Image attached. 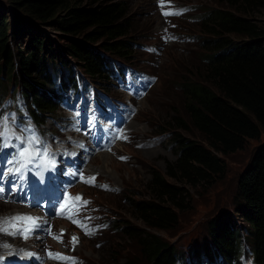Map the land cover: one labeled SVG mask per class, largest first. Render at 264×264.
I'll use <instances>...</instances> for the list:
<instances>
[{"label":"rangeland","instance_id":"1","mask_svg":"<svg viewBox=\"0 0 264 264\" xmlns=\"http://www.w3.org/2000/svg\"><path fill=\"white\" fill-rule=\"evenodd\" d=\"M106 1L122 2L126 5L129 18L133 22L131 38H128L133 43L131 44V57L120 59L115 54H106L100 45L93 46V48L111 58L110 60L115 66L128 70L130 72L128 76H119L117 79L106 81L102 79L93 80L87 77L80 71L83 65L66 54L65 42L59 38L58 32L49 25L41 26L38 25V22L36 24L39 26V30H43L50 36L55 51L60 53L62 59L68 62L64 68L60 69L63 79L68 84V78L72 75L71 71H74V75L79 80L78 90L81 91L78 96L72 97V91L68 89L67 96L71 98L69 106H58L56 112L50 116H42L43 120L45 119L42 126L43 133L48 132L54 137L53 141L57 137L52 146L51 143L47 145V149H51L49 157L54 162H58L57 156L70 162L75 160L79 164L78 177L82 181L85 177L89 178V174H95L101 185L108 183L114 189H103L94 182H91L86 188L84 181L83 184H80L82 183L81 180H79L78 185L73 184L78 182L75 176L78 166L75 163L63 164L60 170H64H61L57 178V168L52 167L44 161L43 157H40L38 161L27 166L33 183L30 189L23 190L20 188L22 185L20 179L5 174L4 161L8 160L6 159L8 155H5L4 151L0 152V188L4 189L0 193V218L6 214H11V210L14 209H16L15 211L18 210L17 214L28 212L27 208L20 206V204L26 206L31 201L38 203L47 219L41 220L40 228L31 234L30 239H34L35 244L32 243L30 249L36 262H39L42 257L46 259L45 263L40 261L41 264H64L63 260L49 259V252L75 259L78 264H146L136 242L123 235L120 229L113 227L111 221H116L118 226L126 225L141 230L146 229L145 225L133 216L129 201L130 199H151L152 192L148 184L152 178V170H158L166 175L168 164L177 159L178 149L172 143L170 135V130H173L174 125L168 124V119L172 112L177 111L182 116L184 115L181 83L197 72L196 67L204 57L202 41L205 40L206 36L201 31L200 15L213 9L227 10L231 8L230 0H172L176 4H168L166 0ZM0 4L2 9H6L7 20L14 24L16 16L19 14L13 10V6L7 0H0ZM238 9L248 12L249 15L247 16L264 29V0L257 1L255 5L250 2L242 4L238 6ZM164 12H179L181 14L165 16ZM19 16L24 18L22 14ZM7 33L12 48L25 49L29 41L28 36L24 38L22 47L19 41L12 45L13 33L9 28ZM16 91H19L17 86ZM10 94V91L4 94L5 98L0 105V118L8 117V123L12 130L19 134L18 128L14 126L16 120L24 136L22 126L30 128V125L33 127H37V125L31 121L29 125V120L24 119L21 126L18 119L22 117V113L14 104L12 100L14 97H11ZM119 94H123L125 97L124 102L117 101L119 106L123 108L125 103L126 107L130 108V114L136 110L137 116L134 121L131 115L130 120H127V114L124 112L125 110H122L126 127L124 131H114L115 138L108 140L114 142L116 147L113 151L110 150V152L112 151L109 153L111 159L104 169V163L100 158H96L95 161H88L89 158L94 157V153L84 148V146H89L82 139L78 140L77 131L84 134L91 149L94 146L89 142L90 135L84 132L82 128L63 131L75 124L76 120L71 121V117L79 118L85 129L91 130L98 138H101L99 123L104 120L107 127L104 134L108 136L110 134L108 129L114 125L115 121V114L109 106L111 103L116 104V98ZM126 97L130 98V105L127 104ZM135 100L138 102L139 108L132 103ZM105 109L112 116L111 122L103 118ZM13 115L15 119H13ZM120 119L121 116L118 114L116 122L119 123ZM101 125L104 127V123ZM128 126L130 128L127 129ZM161 130H165V132L158 133ZM178 133L192 140L200 141L201 139L198 133L193 130H190L189 133ZM126 134H130L129 140L126 143L120 142L118 137H124ZM67 138L71 139L68 144L73 147L81 148L83 146L82 150L85 153L78 152L72 157H64L56 146ZM77 141L79 142L76 143ZM102 143L104 144L106 141ZM262 145H264V132L260 138L248 140L241 151L228 156L219 154L226 163V173L212 187L191 189L187 185L166 176L167 181L172 185L190 190L191 205L188 210L180 214V223L175 230L167 233L160 232L159 236L173 245L180 253L186 254L202 247L206 242L210 245V224L215 218L223 217L231 225L246 226L245 221L237 213L238 182L257 149ZM23 146L25 145H21V147ZM113 152L115 154H112ZM146 152L151 153L147 154ZM121 157L126 158L122 160ZM37 163H41L45 167V181H42L39 176L40 167ZM102 168L103 170H101ZM92 177L94 176L92 175ZM55 179H57V187L47 189V185ZM63 184L71 186H64ZM80 187L82 188L79 189ZM71 189H79L81 194L92 200L90 207L79 204L80 207L76 211L72 209L73 219L79 220L88 228L94 227L98 230L92 235H85L80 227L65 218L68 209L65 210L64 214L60 212V205L64 202V197L71 198ZM73 198H75L74 195ZM48 206L52 208H47ZM69 206L71 207V204ZM53 213L55 215L52 216ZM58 215L63 221L55 223L52 219ZM59 225H65L68 229H75L79 235L75 246L70 240L71 232L74 230H68V235L65 236L63 232H60L63 228L58 227ZM52 237H60L59 246L55 247L51 242ZM20 239L21 236L17 235L14 242H20V245L25 247L28 243L23 240L19 241ZM244 246L250 248L248 244H244ZM21 251L25 252L24 250ZM13 259L21 262L24 258L21 253L17 252ZM3 261L6 262L5 257ZM245 262L246 264H253L252 255L249 252L245 255ZM25 264L32 263L25 261Z\"/></svg>","mask_w":264,"mask_h":264},{"label":"trees","instance_id":"2","mask_svg":"<svg viewBox=\"0 0 264 264\" xmlns=\"http://www.w3.org/2000/svg\"><path fill=\"white\" fill-rule=\"evenodd\" d=\"M257 1L230 0V9L200 15L201 31L206 36L202 41L203 63L199 62L197 72L181 83L184 115L176 111L168 119V124L174 125L170 135L178 149L177 159L168 164L166 175L152 170L148 184L151 199L129 201L133 216L145 230L111 221L136 242L146 264H196L203 256L211 264H240L244 244L250 247L255 263L264 264V145L257 149L238 182L237 213L246 226L215 218L210 224V245L206 242L186 254L159 236L160 232L175 230L180 214L191 205L190 190L172 185L166 176L191 189L212 187L226 173V163L219 154L241 151L248 140L258 139L264 132V29L247 16L248 12L238 9ZM7 2L24 18L16 16L13 24L0 6V102L4 94H15L19 87L30 113L41 125L45 121L42 116L57 110V92L60 85H67L60 69L68 62L38 25L57 31L65 42L66 54L82 64L80 71L93 80H109L113 65L111 58L93 46L100 45L104 53L120 59L131 57L133 43L128 38L133 22L122 2ZM8 28L13 33L12 45L19 41L23 47L24 38L29 37L25 49L11 47ZM68 80L72 84L73 75ZM190 130L198 133L200 141L178 133Z\"/></svg>","mask_w":264,"mask_h":264},{"label":"snow or ice","instance_id":"3","mask_svg":"<svg viewBox=\"0 0 264 264\" xmlns=\"http://www.w3.org/2000/svg\"><path fill=\"white\" fill-rule=\"evenodd\" d=\"M165 16L169 15H179L181 13L179 12H164ZM13 119H15L13 115ZM23 132L30 133L28 136H21L16 135V133L12 130V127L8 123V117H2L0 118V148H5L10 146V142L13 138H15L18 141V144L16 145L17 148L20 150L16 152L11 159H8L4 161V164L6 166V172L5 174H16L21 175L22 171L27 168L29 164L32 163V160L37 155H42L47 160L50 156V153L48 152L47 146H45L42 150L38 149L36 146L42 144L43 142L40 140V138L35 134L34 130L30 128H24L22 129ZM125 138L126 137H121ZM21 145H25L21 147ZM123 159V158H122ZM48 163L54 167V161H48ZM8 165H12L13 167H7ZM81 178H83L81 176ZM94 180V178H93ZM4 191L3 188H0V193ZM72 200L71 207L69 206V201ZM81 200L80 196H77L75 198H70L65 196L64 202L60 205V212L61 214H64L65 210L68 209V214L65 218L72 220L74 224H76L78 227H80L85 235H92L93 229L88 228L85 224L81 223L79 220L73 219V212L72 209H78L80 207L79 201ZM7 202V201H6ZM84 205L88 204L87 200L83 201ZM24 224L25 227L20 228L19 225ZM39 219L36 217L28 216V215H16L12 216L10 218H5L3 220H0V233H4L10 236H21L24 239H28L31 234L39 228ZM63 235V233H61ZM57 240H60V237H55ZM62 242V241H61ZM72 243L75 246L77 243V238H72ZM2 247L4 248H10L11 246L9 244H3ZM13 254V253H9ZM25 255L30 256V253H25ZM49 258L53 259H60L64 261V264H78V262L75 259L62 257L59 254H53L51 252L48 253Z\"/></svg>","mask_w":264,"mask_h":264},{"label":"bare ground","instance_id":"4","mask_svg":"<svg viewBox=\"0 0 264 264\" xmlns=\"http://www.w3.org/2000/svg\"><path fill=\"white\" fill-rule=\"evenodd\" d=\"M127 109H128V111H124V112H126V114H127V118L126 119L127 120H130L129 119L130 118V108H127ZM130 126H128L127 129L130 128ZM125 127H126V125H125ZM77 133H78V140L79 139H82L84 141V143L89 146V147L84 146V148L89 149V150H91L94 153V157L89 158L88 161H95L96 158H100L102 160V162L104 163V167L103 168L105 169L106 166H108L109 161L111 159L110 156H109L110 155L109 153H111L115 149V147H116L115 144H114V142H111V141H108L107 140L106 143H104V144L102 142L99 143V144H93L94 147L90 149L91 146L88 144V141L85 140L84 134L82 132H80V131H77ZM70 140H71L70 138H67L65 141L61 142L60 144H58L56 146L57 147V150L59 152H61V154H63L64 157H66V156L72 157L74 154H78V152L79 153H85L82 150V147L83 146L81 148L80 147L77 148L76 146L73 147L71 144H68V142ZM78 142L79 141H77L76 143H78ZM111 149H112V151L110 152ZM146 153L147 154H150L151 152H146ZM103 168L101 170H103ZM83 181L84 182H87V181H89V178H86L85 177V179L83 178ZM9 202H11V201H9ZM20 206H23V207L27 208L28 212L25 211V212H22L20 214H17V211L18 210L15 211L16 209H14V210H11V214H9V215L6 214L2 218H0V220H3L5 218H10V217L16 216V215H28V216H32V217L38 218L39 219V224H40L41 223V220H44L45 221V219H47L45 217V214L43 213L42 208H39L38 203H36V202L31 201V203L30 204H27L26 206L24 204H20ZM34 206H37V207H34ZM29 209L30 210H33V211H30ZM36 209H38L39 212ZM52 220H54L55 223H59V221H63V219L59 215L57 217L53 218ZM19 227L20 228H23V227H25V225L24 224H20ZM39 228H40V226H39ZM39 235L41 236V234H39ZM14 238L15 237H13V236H10V235L4 234V233H0V264H12V263L13 264H25V261L26 262H31L32 264H41L40 261H42V262L45 263V261H46L45 258L42 257L39 260V262H36L35 257L32 255V250L30 249V247H31L32 243L35 244V240L34 239H30V237L28 239H24L23 237H21V239L19 241H22L23 240V241H25V242L28 243V244L25 243L26 246L23 247V246L20 245V242L19 243H17V242L15 243L14 242ZM5 243L6 244H9L11 247L10 248H4V247H2V245L5 244ZM21 250H24L25 252H22ZM10 252L13 253V254H9ZM17 252L18 253H21L22 254V257L24 258V259H22L21 262L20 261L18 262L16 260L14 261V259H13V257H15V255L17 254ZM25 253H30L31 255L28 256V255H25ZM4 257L6 259V262L3 261V258Z\"/></svg>","mask_w":264,"mask_h":264}]
</instances>
